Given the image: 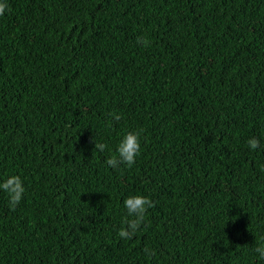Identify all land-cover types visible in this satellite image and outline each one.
I'll list each match as a JSON object with an SVG mask.
<instances>
[{
    "label": "trees",
    "instance_id": "16d2710c",
    "mask_svg": "<svg viewBox=\"0 0 264 264\" xmlns=\"http://www.w3.org/2000/svg\"><path fill=\"white\" fill-rule=\"evenodd\" d=\"M7 2L0 183L26 192L0 190V264H264V0ZM137 194L155 206L126 241Z\"/></svg>",
    "mask_w": 264,
    "mask_h": 264
},
{
    "label": "clouds",
    "instance_id": "9594fccd",
    "mask_svg": "<svg viewBox=\"0 0 264 264\" xmlns=\"http://www.w3.org/2000/svg\"><path fill=\"white\" fill-rule=\"evenodd\" d=\"M9 10L10 8L7 0H0V17L4 16L6 11ZM137 43L144 47H148L151 42L145 37H137ZM111 115L117 121L121 119V116L117 113H112ZM142 132V129L138 131H128L117 145V154L109 156L105 160V163L111 168H118L121 164H124L131 169L141 153ZM247 145L251 150H256L261 146L260 140L256 137L248 139ZM107 148V144L95 141L94 149L104 152ZM261 170L264 171V166L261 167ZM0 190L7 194L8 205L13 211L21 203L26 192L23 180L19 175L8 176L0 183ZM123 204L127 214L123 218V226L119 228L117 235L120 239L130 241L134 239L136 234L141 230L148 210L154 207L155 203L150 197L137 194L128 196L124 199ZM261 240L264 241V237H261ZM254 251L261 260H264V242L258 243ZM144 253L149 259L155 255V251L149 247L144 248Z\"/></svg>",
    "mask_w": 264,
    "mask_h": 264
}]
</instances>
